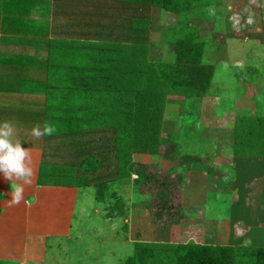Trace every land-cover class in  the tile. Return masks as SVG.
Here are the masks:
<instances>
[{"label":"rangeland","instance_id":"obj_1","mask_svg":"<svg viewBox=\"0 0 264 264\" xmlns=\"http://www.w3.org/2000/svg\"><path fill=\"white\" fill-rule=\"evenodd\" d=\"M68 1L71 4L79 0ZM57 2L48 0V4L52 5L51 12L42 13V16L33 12L29 17L35 30H40L39 34L48 29L44 37L12 34L7 23L10 20L2 17L0 61H12L24 66L25 70L23 78L19 77V83L16 76L11 78L13 84L18 85L8 87V95L20 96L21 100L11 98L4 101V93L0 94V119L3 112H7L5 109L10 108L16 115H21L18 113L23 111L22 121L25 124L21 125L26 128L39 126L42 130L51 129L50 135H44L38 141L30 136L29 129L22 131L24 134L19 130L18 134L22 139L21 146L31 149L34 170L32 181L36 183V188L43 189L52 185L72 189L73 234L71 242L66 243L65 247L73 256L74 264H124L133 259L138 243L225 246L241 253L247 247L263 248L264 174L250 169L246 171L247 178L240 173L237 179L235 177L232 180L231 168L225 171L222 166H230V157H234V161L244 158L248 162L260 159L244 146L240 147L239 153L236 152V145L240 143L238 139L242 136L243 129L246 131V124L240 123V134H235L238 131L235 123L238 124L240 117H264V0H221L220 5L216 3L217 0H209L208 7L200 8L201 10L195 8L194 11L200 10L202 14L188 17V26L195 29L206 43L204 61L215 67L217 75L213 91L204 97L210 99L215 96L213 100L216 99L215 105L220 111L217 110V116H214L211 102L210 105L201 106L203 96L189 98L168 95L160 122V142L165 145L160 147L157 154L132 153L130 158L135 164L150 166L161 172L163 177L166 175L173 184L174 194L179 192L180 207L185 213L180 215L178 225L166 227L153 223L151 213L154 211L145 206L151 196L137 195L133 185L136 176L113 179L108 185V193L116 192L123 204L122 215H118L117 211V214L109 218L108 204L96 200L95 187H76V180L81 175L94 180L104 172L73 173L71 166H64L65 160L69 164L83 160L87 153L81 152L87 149L85 143L88 140L98 141L99 145L100 140L105 141L111 137L96 131L110 129L116 136L115 129L119 122L114 123L115 115L128 110L137 91L140 73L134 56L130 60L133 55L130 49L124 51L128 62L117 69L113 65L114 61L109 59L111 55H104L106 41L98 28L91 27L96 24L97 17L86 20L77 18L78 12L86 10L84 7H72L69 11L66 6ZM127 11L125 15L130 13ZM144 14L146 25L142 28L148 35V61H171L174 49L166 46L165 41L167 35L172 34V28L177 29V16L157 7H149ZM83 22L87 23L88 32L78 25ZM133 43V40H126L127 45ZM224 63H227L226 68ZM221 67L225 71L221 72ZM75 80V85L85 84L84 89L97 93L95 102H91V96L81 99L80 94H75V98H67L69 101H59L61 87L68 88ZM106 80L111 88L104 89ZM239 82L251 85L249 91L241 92V97L245 93L248 95L246 105L236 103L237 108L243 112L238 111L234 102L239 101L240 96H235ZM1 85L0 89L8 86ZM4 90L6 89L1 91ZM105 94H110L111 97L107 99ZM89 103L91 106H88ZM86 107L97 110L88 113ZM200 107L207 110L201 111ZM58 108H63L64 115L66 111L71 114L74 123L58 120L55 115ZM77 119H83L86 124V129L82 130L86 133L83 135L69 133L74 128L73 125L77 124ZM110 122L114 125H108ZM62 124V131L66 128L63 132ZM124 124L126 127L127 119ZM73 142L79 144V147L73 148ZM168 144H176L175 149L170 150ZM60 146L65 149L59 150ZM118 149L128 153L127 144L118 146ZM200 152L205 157H201L198 163L184 171L186 160L190 156H198ZM115 165L114 161V169L107 172L114 174L111 178L116 176ZM27 188L29 187L25 186L24 191ZM113 202L115 200L111 201ZM242 260L237 258L239 264H246Z\"/></svg>","mask_w":264,"mask_h":264},{"label":"trees","instance_id":"obj_2","mask_svg":"<svg viewBox=\"0 0 264 264\" xmlns=\"http://www.w3.org/2000/svg\"><path fill=\"white\" fill-rule=\"evenodd\" d=\"M57 1L58 4L66 6L69 11L72 10V7H84L86 10L78 12L77 18L86 20L89 17H97L96 24L91 27L98 28V31L101 32V37H104L103 40L106 41L104 43V55H111L109 59L114 61L113 65L117 69L118 67H123L125 65L124 62H128L127 54L124 51L130 49V53L133 54L130 56V60H133L134 56V62L138 66L140 73L137 91L133 100L130 101L129 107H127L128 110L115 115L114 123L119 122L118 128L115 129L113 127L116 130V136L113 135L114 131L111 132L112 130L110 129L96 131V133L100 132L111 137L105 141L100 140L99 145L98 141L88 140L87 144L85 143L87 149L82 152L79 151L87 153L83 160L75 164H69L68 160H65L64 163L66 165L64 166H71L73 173L75 171L83 172L84 174H101V171L104 172L103 175H98L99 177L94 178V180H90L86 175H81L76 180V187H95L96 200L99 203L108 204L109 218L115 213L117 214V211L118 215H122L123 204L122 198L118 197L116 192L108 193V185L115 179H123L133 175L136 176L133 185L136 188L137 195L139 197L151 196L150 201L148 204L145 203V206L150 211H154L151 213L153 223L161 227L178 225L180 215L185 213L180 207L179 192L177 191V195L174 194L173 184L166 175L163 177L161 172H157L156 169H152L150 166L140 163L135 164L130 158L132 153L157 154L160 151V147L165 145L164 142H160V122L163 116L164 103L168 95L192 98L204 97L208 92L214 69L211 64L204 61L206 43L199 37L195 29L188 26V17L193 14H202L200 8L208 7L209 0H79L71 4L68 0ZM220 2L221 0H217L216 3L220 5ZM149 7L161 8L177 16L179 23L177 29L172 28V34H168L165 41L174 49V57L170 62L148 61L146 44L148 43V35L142 27L146 25L144 12H148ZM195 8L200 10L194 11ZM127 10L131 14L125 15L124 13H128ZM0 11H2L0 13L1 20L2 17H7V20H10V22L6 21L10 33L16 35L18 33L21 35L33 34L38 37H44L48 29L45 33L39 34L40 30H35L34 24L31 23L29 17L33 12L41 16L42 13L51 12L52 5L48 4V0H0ZM78 25H81L88 32L87 23L83 22ZM134 26L139 28L135 29L133 28ZM126 40H133L134 43L127 45ZM14 65L18 64L14 63ZM23 75L24 72H19L18 77L23 78ZM75 82L76 80L72 81V85H69L68 88L61 87L58 94L59 101H69L67 98H75V94H80L82 96L81 99L91 96V102H95L97 93L88 92L87 89L83 88L85 84L75 85ZM104 86V89L111 88L108 80L105 81ZM17 97L20 98V96H10L6 97V99L10 100ZM105 97L109 99L111 95L105 94ZM88 106H91V104L89 103ZM93 109L85 108L86 112H96L97 109ZM62 111L63 108H58L55 112L58 120L63 119V121L67 120V122L74 123L72 115L67 114V111L66 115H64L65 113H62ZM126 115L127 117H125ZM242 118H239L238 124L235 123L238 130L235 134L238 132L240 134L238 129L240 128L238 127L240 123L246 124V131L243 129V134L238 139L240 143L236 145V152L239 153L240 147L244 146L250 149V153L254 152L257 154L253 156L264 159V117ZM104 119L106 118L104 117ZM126 119L127 126L125 127L124 121ZM99 121L102 122V120ZM105 123L107 124L108 121ZM114 123L110 122L108 125L111 126ZM19 124L22 123L19 122ZM76 125L81 127L79 128ZM76 125H73L74 128L72 129L69 128L70 134L83 135L86 133L82 131L86 129L83 119H77ZM63 126L62 124L61 132L66 129L62 131ZM24 127L26 126H21L22 129ZM121 134L126 136L121 137ZM111 142L112 144H110ZM124 144L128 146V153L118 149V146ZM77 146L79 147V144L72 143L73 148ZM168 146L170 150H174L176 144H168ZM64 149L62 146L59 148V150ZM73 152H76V149H73ZM113 159L116 163L115 178H111L114 174L107 173L109 169H114L112 166L114 164ZM200 159L201 157L199 156H190L186 160L187 164L184 171L185 169H190ZM109 163L111 165H108ZM222 170L226 171L228 168L222 167ZM68 172L70 173L71 171L69 170ZM230 173L233 175V180L235 174L232 170ZM101 180L105 181L102 182ZM113 200L115 202L111 203ZM134 252L133 259L127 260L124 264H239L237 258L243 259L242 261L246 264H264V248L247 247L241 253L237 249L225 246L192 243L176 245L138 243Z\"/></svg>","mask_w":264,"mask_h":264},{"label":"crops","instance_id":"obj_3","mask_svg":"<svg viewBox=\"0 0 264 264\" xmlns=\"http://www.w3.org/2000/svg\"><path fill=\"white\" fill-rule=\"evenodd\" d=\"M1 25L2 20L0 19V27ZM1 36H3V33L0 31V37ZM165 44L169 48L172 47L166 42ZM164 62L170 61L165 60ZM0 63H2L0 64V84H2L1 86L8 84L7 88L0 89V91L6 89L1 91L0 94L4 93L2 99L4 101H9L6 99V97H10L8 95V87L11 85H18L13 84L11 78L16 76L19 83V72H24L25 67L23 69L22 65H14L12 61H0ZM228 63L230 64V62ZM224 64L226 68L227 63ZM213 69L212 84H210V89L206 95L213 91V83L217 78V75H215V67H213ZM222 71L225 70L221 67V72ZM231 86L234 87V85ZM244 86L246 85L240 82L237 83V93L235 96L240 97L239 101H234L235 105L236 103H245V106L247 103L245 102V99L248 97L247 93L244 92L245 94L241 97V92L249 91L248 89L251 85ZM216 92L220 91L216 90ZM214 97H210V99L204 97L206 100L204 104V99H200V101L202 100L201 106L210 105L211 102V104H213L212 111L214 116H217L218 108L217 104L215 105L216 99L213 100ZM17 99L20 98L17 97ZM236 99H238V97H236ZM3 107L4 106H2V108ZM199 109L201 111L207 110V108L203 109L201 107ZM5 110H7V112H3V117L0 120H11L15 122L17 126H23L19 124V122L25 124V122L22 121L24 117L22 116L23 112L18 113L21 115H16L10 108H6ZM219 111L220 109L218 112ZM238 111L243 112L239 109ZM27 122L31 123L30 121ZM37 123L40 124V122ZM32 125H34V121H32ZM26 129L30 130V127H24L23 129L19 128L18 131L20 130L21 134H24L22 131H26ZM29 151L31 152V149H29ZM198 156L204 158L205 154L200 152ZM233 158L234 157H230V159H232L229 164L230 166L222 167L231 168L230 170L234 172L236 179L240 173H242L244 178H247L245 177L247 174L246 171L250 169L253 171L255 170L258 174H264V159H252L250 160L251 162H248V160L244 158H242L244 160L239 159L238 161H234ZM240 170H242V172H240ZM259 177L261 178L262 175ZM27 187L29 188L24 191V200L20 204L9 206L8 203L0 201V264H74L75 260L73 256L70 252H67L68 249L65 247L66 243L71 242L70 239L72 240L73 234L71 232L73 222V213L71 211L73 201L72 189L57 188L52 185H47V187L45 186L46 188L43 189H37L36 183L33 181L32 184ZM250 188L249 186V190ZM9 190V182L0 177V192L5 193V199H10V196L7 195ZM251 222H253V220H251ZM248 227L251 229L250 225Z\"/></svg>","mask_w":264,"mask_h":264},{"label":"clouds","instance_id":"obj_4","mask_svg":"<svg viewBox=\"0 0 264 264\" xmlns=\"http://www.w3.org/2000/svg\"><path fill=\"white\" fill-rule=\"evenodd\" d=\"M51 129H41L35 126L30 129V136L39 140L44 135H50ZM18 127L11 120H0V177L9 182L10 199H5V193L0 192V201L9 206L20 204L24 200L25 186L32 184L34 170L32 156L28 148L21 146Z\"/></svg>","mask_w":264,"mask_h":264}]
</instances>
